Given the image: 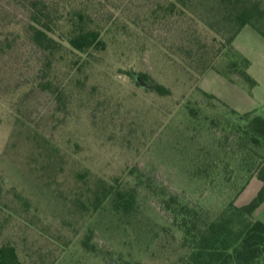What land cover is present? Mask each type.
Returning <instances> with one entry per match:
<instances>
[{
    "label": "rangeland",
    "instance_id": "obj_1",
    "mask_svg": "<svg viewBox=\"0 0 264 264\" xmlns=\"http://www.w3.org/2000/svg\"><path fill=\"white\" fill-rule=\"evenodd\" d=\"M230 5L0 0V246L23 264H182L177 205L202 227L252 203L229 121L264 110V38L246 26L231 44ZM35 11L49 14L48 50L29 34ZM79 11L104 50L68 44ZM131 189L133 210L117 212Z\"/></svg>",
    "mask_w": 264,
    "mask_h": 264
},
{
    "label": "trees",
    "instance_id": "obj_2",
    "mask_svg": "<svg viewBox=\"0 0 264 264\" xmlns=\"http://www.w3.org/2000/svg\"><path fill=\"white\" fill-rule=\"evenodd\" d=\"M224 1L231 4L230 17L236 27L229 39L231 44L246 26H252L264 38L263 1ZM46 14L35 11L32 22L36 25L32 24L29 31L33 42L44 50L52 48L53 42L48 35L52 27L47 20L49 14ZM76 17L67 39L70 47L80 53L92 49L104 50L106 44L101 39L100 31L88 23L89 16L79 11ZM153 90L163 96L169 95V90L163 86L155 85ZM211 97L215 98L213 95ZM196 114L197 111L191 110L192 116ZM230 115L229 128L236 137L232 139L235 144L233 154L241 153L247 159L249 180L256 177L263 186L252 203L245 207H237L233 203L223 214L207 221L202 227L198 225L202 217L196 211L177 205V215L185 229L184 243L189 254L182 264H260L264 261V223L253 218L254 212L264 203V110L242 116L231 110ZM134 192V189L115 192L114 208L117 212L131 213L135 203ZM110 194L112 192L105 189L102 196H97L95 210ZM0 264L23 263L14 246L3 245L0 246Z\"/></svg>",
    "mask_w": 264,
    "mask_h": 264
},
{
    "label": "crops",
    "instance_id": "obj_3",
    "mask_svg": "<svg viewBox=\"0 0 264 264\" xmlns=\"http://www.w3.org/2000/svg\"><path fill=\"white\" fill-rule=\"evenodd\" d=\"M262 186L263 185L260 180L257 178L252 179L246 191V193L249 194L248 202L252 201L256 197V195L262 189ZM255 218L256 220L264 223V203L256 210Z\"/></svg>",
    "mask_w": 264,
    "mask_h": 264
},
{
    "label": "water",
    "instance_id": "obj_4",
    "mask_svg": "<svg viewBox=\"0 0 264 264\" xmlns=\"http://www.w3.org/2000/svg\"><path fill=\"white\" fill-rule=\"evenodd\" d=\"M135 80L138 82V84L142 87V88H145V89H153L154 86L151 85L150 83H148L147 81H145L138 73H132Z\"/></svg>",
    "mask_w": 264,
    "mask_h": 264
}]
</instances>
